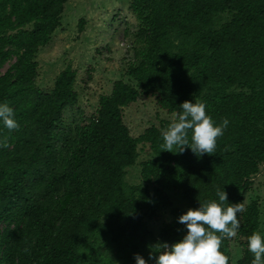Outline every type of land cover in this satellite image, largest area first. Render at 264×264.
I'll return each instance as SVG.
<instances>
[{"label": "trees", "instance_id": "1", "mask_svg": "<svg viewBox=\"0 0 264 264\" xmlns=\"http://www.w3.org/2000/svg\"><path fill=\"white\" fill-rule=\"evenodd\" d=\"M68 1L0 0V103L19 125L0 124V264H135V254L155 264L148 246L181 239L187 230L177 218L218 201V190L226 205L244 206L220 250L228 264H252L248 237L264 222L260 200L248 201L264 176V0H130L125 77L72 120L64 114L79 99L78 69L67 64L49 90L36 82L37 55ZM142 96H155L174 121L185 100L203 102L216 123L227 118L216 151L162 150L174 121L133 136L123 111ZM140 145L151 156L132 184L127 168ZM171 190L187 208L173 204ZM163 209L172 218L154 232L148 222Z\"/></svg>", "mask_w": 264, "mask_h": 264}, {"label": "rangeland", "instance_id": "2", "mask_svg": "<svg viewBox=\"0 0 264 264\" xmlns=\"http://www.w3.org/2000/svg\"><path fill=\"white\" fill-rule=\"evenodd\" d=\"M129 2L130 0H69L51 42L39 51L36 77L39 88L51 89L59 72L69 63L78 69L76 88L79 99L74 109L65 111L66 119H77L80 114L88 116L95 110L99 95L109 93L113 82L125 77L128 43L124 30L128 25L134 28L136 23L129 10ZM80 19L84 21L82 28ZM8 66L7 63L4 69ZM88 72L91 74L90 79ZM123 116L133 136H139L151 125L159 126L161 120L172 122L175 119L173 114L157 104L155 96L140 97L124 108ZM150 156L151 152L140 145L137 163L127 168L126 179L129 183L141 182V161ZM170 196L175 206L187 208L180 192L171 190ZM253 198L261 202L263 221L264 176L256 181L248 193V201ZM171 218L170 209H163L157 219L149 220L148 223L154 232H158ZM259 233L264 235V222ZM237 250L234 249V260L238 256Z\"/></svg>", "mask_w": 264, "mask_h": 264}, {"label": "clouds", "instance_id": "3", "mask_svg": "<svg viewBox=\"0 0 264 264\" xmlns=\"http://www.w3.org/2000/svg\"><path fill=\"white\" fill-rule=\"evenodd\" d=\"M180 109L178 119L162 132V150L182 153L187 146L198 156L214 153L217 138L223 136L228 119L216 123L206 114L203 102L185 100ZM0 124L10 131L19 127L14 109L7 103H0ZM6 146L7 139L0 138V147ZM217 197L218 201L200 203L199 207L189 208L181 214L177 219L186 228V233L171 245L167 241L149 245V259L155 254V264H228L229 257L220 250L221 243L224 238L236 235L240 226L238 214L244 211V206L241 203L226 205L225 190H218ZM247 246L253 254L252 264H264V235L253 232ZM134 258L135 264H148L140 254H135Z\"/></svg>", "mask_w": 264, "mask_h": 264}]
</instances>
